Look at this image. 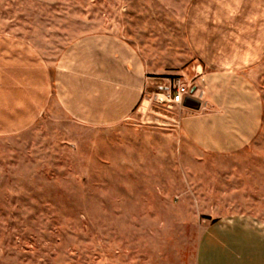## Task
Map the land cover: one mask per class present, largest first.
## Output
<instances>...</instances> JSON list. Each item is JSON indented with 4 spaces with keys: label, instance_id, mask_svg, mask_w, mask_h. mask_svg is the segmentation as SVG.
I'll use <instances>...</instances> for the list:
<instances>
[{
    "label": "rangeland",
    "instance_id": "obj_1",
    "mask_svg": "<svg viewBox=\"0 0 264 264\" xmlns=\"http://www.w3.org/2000/svg\"><path fill=\"white\" fill-rule=\"evenodd\" d=\"M194 1L0 0V57L38 51L79 106L91 60H73L64 74L58 58L79 40L115 36L145 76L198 100L192 85L206 68L187 38ZM252 79L264 105V59ZM164 93L150 83L135 112L105 126L56 97L28 128L0 133V264H195L208 221L264 224V113L247 147L210 154L181 132L179 108H194Z\"/></svg>",
    "mask_w": 264,
    "mask_h": 264
},
{
    "label": "crops",
    "instance_id": "obj_2",
    "mask_svg": "<svg viewBox=\"0 0 264 264\" xmlns=\"http://www.w3.org/2000/svg\"><path fill=\"white\" fill-rule=\"evenodd\" d=\"M258 1L195 0L186 15L187 38L206 69L192 85L200 107L179 108L180 129L191 143L210 154H235L253 141L262 126L263 98L252 79L253 70L264 59ZM114 37L79 40L58 58L64 63V74L66 68L73 69V60H91L80 72L87 93L79 94V106L65 83L55 84L49 64L42 62L37 50L18 58L14 52L2 54L0 133L28 128L56 97L67 112L105 126L135 112L150 83L165 92L170 89L169 79L159 84L145 76L143 61ZM115 73L120 76L111 84L104 82ZM195 264H264V224L240 217L208 221L198 237Z\"/></svg>",
    "mask_w": 264,
    "mask_h": 264
},
{
    "label": "built area",
    "instance_id": "obj_3",
    "mask_svg": "<svg viewBox=\"0 0 264 264\" xmlns=\"http://www.w3.org/2000/svg\"><path fill=\"white\" fill-rule=\"evenodd\" d=\"M163 95L165 100L181 105L184 104L185 98L190 96V92L184 93L180 89H168ZM164 99H161V101H165Z\"/></svg>",
    "mask_w": 264,
    "mask_h": 264
},
{
    "label": "water",
    "instance_id": "obj_4",
    "mask_svg": "<svg viewBox=\"0 0 264 264\" xmlns=\"http://www.w3.org/2000/svg\"><path fill=\"white\" fill-rule=\"evenodd\" d=\"M184 105L188 107H192L194 109H198L200 107V103L191 97L185 98Z\"/></svg>",
    "mask_w": 264,
    "mask_h": 264
}]
</instances>
